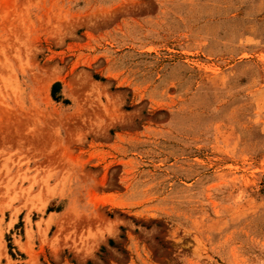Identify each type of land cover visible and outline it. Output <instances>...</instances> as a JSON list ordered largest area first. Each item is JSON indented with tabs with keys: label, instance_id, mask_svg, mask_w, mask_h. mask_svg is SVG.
<instances>
[{
	"label": "rangeland",
	"instance_id": "obj_1",
	"mask_svg": "<svg viewBox=\"0 0 264 264\" xmlns=\"http://www.w3.org/2000/svg\"><path fill=\"white\" fill-rule=\"evenodd\" d=\"M0 264H264V0H0Z\"/></svg>",
	"mask_w": 264,
	"mask_h": 264
}]
</instances>
